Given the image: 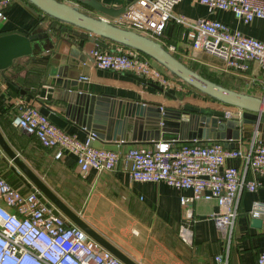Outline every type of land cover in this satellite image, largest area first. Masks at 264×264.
Listing matches in <instances>:
<instances>
[{
    "label": "built area",
    "instance_id": "1",
    "mask_svg": "<svg viewBox=\"0 0 264 264\" xmlns=\"http://www.w3.org/2000/svg\"><path fill=\"white\" fill-rule=\"evenodd\" d=\"M178 1L131 0L123 14L110 22L156 41L166 24L173 21L187 29L192 55L215 58L225 72L235 76L246 74L250 66L256 64L263 78L256 84L255 89L259 91L256 96L264 98V43L237 30L230 31L216 20L172 17L171 9ZM195 2L208 11L228 12L242 25H249L255 19L264 21V0ZM9 4L10 0H0V18L3 19L2 13ZM119 48V51L89 49L91 66L101 71L131 74L163 91L180 84L164 75L143 55ZM167 50L173 52L174 48ZM12 126L50 150L54 160L72 156L80 174L88 170L109 173L120 166L133 182L164 183L177 190L190 191V196L179 198V206L187 220H192L194 202H214L217 211L211 220L226 252L240 195L254 192L258 186L255 179L248 176L264 174V142L258 136H252L244 149H224L217 143L191 141L154 142L147 146H129L123 151H108L92 147L94 137L91 134L81 142L64 133L31 102L19 103ZM227 159L239 161V167L225 166ZM248 216L260 219L264 231V203L252 202ZM65 222L68 221L64 217L54 216L45 208L36 192L23 194L0 177V264H122L79 228L72 224L67 226ZM178 238L189 244L191 234L181 228ZM214 260L226 264L222 257ZM254 264H264V250L257 255Z\"/></svg>",
    "mask_w": 264,
    "mask_h": 264
},
{
    "label": "crops",
    "instance_id": "2",
    "mask_svg": "<svg viewBox=\"0 0 264 264\" xmlns=\"http://www.w3.org/2000/svg\"><path fill=\"white\" fill-rule=\"evenodd\" d=\"M96 1L106 7H123L124 9L131 2V0ZM171 15L194 21L216 20L230 31L237 30L247 37L264 43L263 20L255 19L249 25H242L235 21L230 13L208 11L206 7L197 4L195 0L178 1L173 5ZM2 16L3 19L0 18V33L8 31L27 33L41 14L24 0H10V4L4 9ZM47 23L48 21L45 20L39 27L44 29ZM47 34L52 44L49 51L14 60L12 67L4 72L12 84L5 83L0 78V134L11 150L21 160L25 159L15 150L19 139L22 138L31 143L34 149L47 155L50 161L77 174L85 189L80 218L136 264H148L147 253L150 251H155L158 254L156 259L160 260V264H220L214 260L217 256L224 258L226 264H254L257 255L264 250V231L262 224L259 228L252 227L251 222L254 219L249 218L248 211L252 202L264 203V174L248 176L255 179L258 186L254 192H243L240 195L232 237L226 252L211 220V216L217 211L214 202L202 200L194 202L191 206L192 220H187L183 217L179 198L190 196V191L177 190L164 183L133 182L120 169V166L109 173L98 174L94 170H88L80 174L72 156L67 155L62 160H54L50 150L42 148L33 138L12 126V119L17 113L19 103L31 102L38 109L44 106L50 112L62 117L65 106L64 94L62 91L57 92L58 90L53 87L45 86V82L50 80L49 71L52 66L59 63V61L57 62L58 58L61 59L67 55L69 46L73 47L74 56L80 55L78 49H82L89 59L88 50L95 47L69 33L48 31ZM156 41L166 49L174 48V51L170 53L185 65H188V62L199 61L200 56L204 55L194 56L191 54L187 29L173 21L166 24L162 35ZM102 43L105 50H120L118 45L109 42ZM213 60L217 66H222L217 59L213 58ZM85 73V80L80 81L87 86V93L92 95L137 101L146 106L158 104L163 108L179 109L178 104L173 100L140 84L131 78V74L97 70L91 66V60L87 63ZM235 77L243 78L254 89L259 81H263L260 69L256 64H252L246 74ZM24 89V94H20V91ZM256 91L255 96L259 93L258 90ZM166 92L175 96L184 105L211 111L237 113L234 108L207 99L180 84ZM61 130L68 135L75 136L81 142L87 137L86 133L71 124H66ZM129 130L128 127L127 131ZM194 141L201 144L211 143ZM247 141H239L238 149H244ZM147 145L149 144H124L120 146L119 150L123 151L129 146ZM6 159L0 151V176L21 193L31 192L33 186ZM22 161L26 165L25 161ZM224 165L239 167L240 162L227 159ZM181 228L189 230L191 234L189 244L179 240L178 232Z\"/></svg>",
    "mask_w": 264,
    "mask_h": 264
},
{
    "label": "water",
    "instance_id": "3",
    "mask_svg": "<svg viewBox=\"0 0 264 264\" xmlns=\"http://www.w3.org/2000/svg\"><path fill=\"white\" fill-rule=\"evenodd\" d=\"M24 1L41 16L27 33H0V78L5 83L12 84L4 72L12 67L14 60L51 49L48 31L65 32L99 49L105 47L102 42H109L133 50L201 96L237 111H211L184 105L157 85L133 75L132 79L173 100L179 109L163 108L158 104L146 106L137 101L92 95L87 93V86L79 80L86 76L85 68L90 59L82 49H78L80 55L74 56L73 47L69 46L67 55L57 59L59 63L52 66L48 75L50 80L45 82V86L64 94L62 117L44 106L39 109V113L57 128L63 129L66 124H71L84 133L93 135L92 147L108 151H118L124 144L181 143L194 140L217 143L224 149H238L239 141L249 140L252 136H258L264 142L263 97L242 93L213 82L179 61L157 41L115 26L110 19L123 14V7H106L96 0H75L77 5L74 6L60 0ZM78 5L94 11L96 15L88 14ZM45 20L48 23L42 29L39 26ZM24 92L25 89L20 94ZM0 151L33 186L31 192H36L37 198L52 215L64 217L69 222H65L67 226L72 224L79 228L122 264H136L57 198L11 150L1 134ZM251 223L254 228L261 226L260 219H254Z\"/></svg>",
    "mask_w": 264,
    "mask_h": 264
},
{
    "label": "rangeland",
    "instance_id": "4",
    "mask_svg": "<svg viewBox=\"0 0 264 264\" xmlns=\"http://www.w3.org/2000/svg\"><path fill=\"white\" fill-rule=\"evenodd\" d=\"M61 1L73 6L77 5L75 0ZM79 7L81 10L87 12L90 15L95 16L96 14L90 9L82 6ZM211 60L212 62H210ZM213 61V58L202 55L200 56L199 61L188 62V65L186 66H189L202 76L222 84L226 88L250 95L257 94L256 89L249 86L246 81L243 80V78L228 74L222 69L221 66H217ZM162 73L169 77L166 72L162 71ZM15 150H17L16 152L18 154H21V157L25 158L22 160L25 161L26 165L49 188V190H51V192H53L57 198H59L70 210L76 214H79L80 216L81 208L84 202L83 197L85 196V189L82 187L78 175L62 168L56 162L50 161L47 155L43 154L37 149H34L31 143L26 142L22 138L19 139ZM157 256L158 254L155 251L148 252V264H160V260L156 259Z\"/></svg>",
    "mask_w": 264,
    "mask_h": 264
},
{
    "label": "trees",
    "instance_id": "5",
    "mask_svg": "<svg viewBox=\"0 0 264 264\" xmlns=\"http://www.w3.org/2000/svg\"><path fill=\"white\" fill-rule=\"evenodd\" d=\"M157 67V69L158 70H162L163 72H165L163 69H161L160 67H158V66H156ZM189 67V66H188ZM190 68V67H189ZM190 69H192V68H190ZM193 70V69H192ZM161 71V72H162ZM195 71V70H194ZM201 75V74H200ZM168 76H169V78H171L172 80H174V81H178L177 79H175V78H173V77H171L169 74H168ZM204 77V76H203ZM206 78V77H205ZM207 79H209V78H207ZM209 80H211V79H209ZM211 81H213V80H211ZM180 84H182L183 86H186V85H184L183 83H181L180 81H178ZM213 82H215V81H213ZM216 83H218V82H216ZM218 84H220V83H218ZM220 85H222V84H220ZM223 86V85H222ZM187 87V86H186ZM1 177V176H0ZM2 178V177H1Z\"/></svg>",
    "mask_w": 264,
    "mask_h": 264
}]
</instances>
